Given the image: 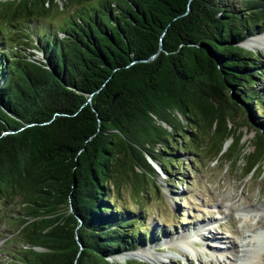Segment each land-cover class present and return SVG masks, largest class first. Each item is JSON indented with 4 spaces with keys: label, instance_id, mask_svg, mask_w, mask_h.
<instances>
[{
    "label": "trees",
    "instance_id": "obj_1",
    "mask_svg": "<svg viewBox=\"0 0 264 264\" xmlns=\"http://www.w3.org/2000/svg\"><path fill=\"white\" fill-rule=\"evenodd\" d=\"M54 5L0 1L16 28L0 34V203L26 216L7 264H116L148 231L112 192H143L148 157L168 176L207 147L236 163L240 118L245 175L264 162V51L242 45L264 32V0H62L65 18L42 23Z\"/></svg>",
    "mask_w": 264,
    "mask_h": 264
},
{
    "label": "rangeland",
    "instance_id": "obj_2",
    "mask_svg": "<svg viewBox=\"0 0 264 264\" xmlns=\"http://www.w3.org/2000/svg\"><path fill=\"white\" fill-rule=\"evenodd\" d=\"M59 5H62V0H56L55 11L42 23L49 25L50 21L58 25L72 9L70 6L59 9ZM10 23L12 21L6 18L0 19L2 36L9 37L15 31L16 28H12ZM242 45L264 51L254 49L245 41ZM21 48L41 59L40 53L34 49L24 45ZM260 84L264 85V81L261 80ZM240 121L238 118L236 124L241 134L239 148H242V159L236 163H228L224 157L214 159L212 153L206 154L209 151L207 147L203 152L205 157L197 164L191 156L178 153L182 168L171 176L148 157L158 176L150 178L151 182L145 184L143 192L133 187L136 183L134 178L129 183L121 181L119 189L112 195L118 205L131 207L135 213L143 212L142 225L148 231L146 243L133 251L143 250L149 257L122 258L120 254L108 258L110 261L116 264H128L131 260L138 264H237L235 243L252 240L259 248L249 262L264 264V239L248 236L257 228L264 229V162L260 169L245 175L243 159L254 149L252 141L255 133L248 125L241 126ZM230 125L234 128L233 123ZM224 143L226 146L223 150H226L232 144V138ZM138 207L144 210H137ZM24 213L19 202L12 205L0 203V264H7L10 259L6 245L15 244L25 248L16 233L26 217Z\"/></svg>",
    "mask_w": 264,
    "mask_h": 264
},
{
    "label": "bare ground",
    "instance_id": "obj_3",
    "mask_svg": "<svg viewBox=\"0 0 264 264\" xmlns=\"http://www.w3.org/2000/svg\"><path fill=\"white\" fill-rule=\"evenodd\" d=\"M249 46L253 47L254 49L257 48H261L264 50V32L262 34L256 35V36H252L251 38L247 39L245 41ZM257 228L253 231V233L251 235H248L249 237L252 236V238H257L260 237L259 239H264V229H260ZM258 230V231H257ZM246 237L245 239L249 238ZM241 241V242H240ZM239 242H237V244L235 243V247L237 248V250L235 251V260H237V264H251L249 261L251 259L252 256H254L255 253H257V247L259 248L258 245L254 244V241H242L240 240ZM250 243V244H249ZM256 248V249H255ZM255 249V250H253ZM252 250V251H251ZM142 251V253H141ZM132 252V251H131ZM128 252V253H122V258H129L131 256H133L135 259H148L149 256H147V254L145 252H143V250L140 251H133V253ZM124 254V255H123ZM234 260V261H235Z\"/></svg>",
    "mask_w": 264,
    "mask_h": 264
},
{
    "label": "water",
    "instance_id": "obj_4",
    "mask_svg": "<svg viewBox=\"0 0 264 264\" xmlns=\"http://www.w3.org/2000/svg\"><path fill=\"white\" fill-rule=\"evenodd\" d=\"M254 133H255V130H254ZM225 146H226V143H224V145H223V149L225 148ZM36 249H37V250H43V248H41V247H36Z\"/></svg>",
    "mask_w": 264,
    "mask_h": 264
}]
</instances>
